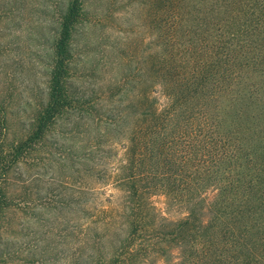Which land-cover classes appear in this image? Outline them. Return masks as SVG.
Returning <instances> with one entry per match:
<instances>
[{
    "label": "rangeland",
    "instance_id": "obj_1",
    "mask_svg": "<svg viewBox=\"0 0 264 264\" xmlns=\"http://www.w3.org/2000/svg\"><path fill=\"white\" fill-rule=\"evenodd\" d=\"M170 2L85 0L89 22L77 28L72 40L74 79L70 84L76 96H89L97 104H108L115 135L100 138L99 144L95 143L93 132L82 139V121L74 119V115L57 121L45 140L33 145L30 154L12 168L5 186L11 201L0 227V264H85L99 249L109 254V244L125 235V227L117 216L123 210L124 192L104 178L118 172L126 142L124 130L136 117L137 100L152 96L161 108L167 105L165 86L180 91V79L169 72L184 68L192 71L198 56L181 51L190 46L200 48L207 36L204 22L215 10L211 11L212 5L207 2L192 0L196 10L193 15L203 23L187 21L186 34L161 37L156 16L162 10L168 12ZM67 4L68 0H0V106L9 128L7 144L21 139L37 106L47 101L53 47ZM165 30L169 32L168 28ZM159 55L165 57L162 64H157ZM181 57L185 61H178ZM243 93L245 96L235 104L226 95L214 99L213 106L203 98L200 107H208L211 115H225L224 126L231 123L227 130L239 129L240 135L247 134L245 128L250 123L253 129L264 127V107L255 103L257 96ZM187 107L193 112L199 105L191 101ZM239 114L246 124L239 120ZM147 186L148 203L159 215L150 224H155L156 235L165 240L166 253L159 251V256L154 252L141 264L179 262L177 241L170 234H163L171 222L186 216L187 204L169 200L150 175ZM215 188H204L206 200H213ZM107 209L118 222L115 233H109L115 239L111 241L103 225L108 218L104 213ZM194 211L198 226L195 230L200 232H209L213 225L218 231L227 223L233 224L232 219L218 224L207 208ZM109 230H113L112 226ZM148 235L145 238L150 240Z\"/></svg>",
    "mask_w": 264,
    "mask_h": 264
},
{
    "label": "trees",
    "instance_id": "obj_2",
    "mask_svg": "<svg viewBox=\"0 0 264 264\" xmlns=\"http://www.w3.org/2000/svg\"><path fill=\"white\" fill-rule=\"evenodd\" d=\"M191 1L171 0L168 12L158 13L161 37L186 34L184 22L203 23L193 15ZM202 1L212 5L211 11L215 9L204 22L207 36L199 49L190 46L181 51L196 53L194 68L169 72L180 79V91L164 87L166 106L160 108L152 96L137 100L136 117L124 130L126 142L118 172L104 178L124 192L123 210L117 216L126 233L122 239L112 238L118 222L111 211H104L108 215L103 221L106 237L115 242L109 244V254L99 249L85 264H141L154 252L166 253L165 240L156 235L155 224H150L159 215L151 210L146 196L148 175L173 203L187 204L186 216L171 222L166 227L171 232L163 234H170L180 247L179 262L170 264H264V127L253 129L250 123L247 134L240 135L239 129L227 130L231 123L224 126L225 115H211L208 107H200L203 98L213 106L214 99L226 95L235 104L245 96L243 92L257 96L255 103L264 107V46H260L264 45V0ZM88 22L85 0H68L53 47L47 101L37 106L29 128L11 144L6 143L9 128L0 106V227L3 212L10 207L5 186L12 168L30 154L33 145L45 140L57 121L75 115L74 119L82 121V139L93 132L96 144L100 138L115 135L108 104L76 96L70 84L74 79L72 40L77 28ZM157 59L162 64L165 57ZM191 101L198 103V110H189ZM238 117L246 124L241 114ZM207 186L216 187L212 201L204 198ZM197 208H207L218 224L232 219L233 227L227 223L218 231L216 225L209 232L195 230Z\"/></svg>",
    "mask_w": 264,
    "mask_h": 264
}]
</instances>
